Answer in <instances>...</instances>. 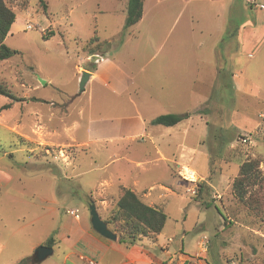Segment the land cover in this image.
<instances>
[{
	"label": "rangeland",
	"instance_id": "1",
	"mask_svg": "<svg viewBox=\"0 0 264 264\" xmlns=\"http://www.w3.org/2000/svg\"><path fill=\"white\" fill-rule=\"evenodd\" d=\"M128 1L44 0L45 9L40 0H7L16 23L5 44L20 54L0 62V82L21 101L0 96V264L30 257L59 218H70L67 210L78 208L89 217L90 200L107 220L117 196L103 206L102 192L117 195L118 185L132 187L135 179L167 214L165 234L176 238L173 247L183 240L191 261L205 237L209 251L202 264H264V101L233 86L241 61L230 54L220 59L223 86L209 94L200 122L192 92V132L205 139L186 163L207 178L196 195L189 192L192 184H174L173 164L143 160L135 167L121 160L144 159L148 148L132 144L128 151L123 141H105L121 133L109 122L133 116L144 96L152 102L150 85L142 86L145 94L135 89L143 75L164 70L162 62L170 59L168 68L181 70L189 58L196 76L207 64L217 65L218 29L246 21L247 3L225 2L228 9L218 19L222 3L212 0H145L140 28L155 41L147 44V34L137 38V27L125 29ZM96 35L99 42L90 44ZM105 52L117 56V67L105 65L103 78L80 93L83 72L93 71L94 56L97 63ZM247 161L259 164L260 179L240 201L233 185ZM174 175L185 182L178 169Z\"/></svg>",
	"mask_w": 264,
	"mask_h": 264
},
{
	"label": "crops",
	"instance_id": "2",
	"mask_svg": "<svg viewBox=\"0 0 264 264\" xmlns=\"http://www.w3.org/2000/svg\"><path fill=\"white\" fill-rule=\"evenodd\" d=\"M212 1L215 3H222L218 9L219 11L216 13V17L220 19L223 17L225 10L228 9L225 2H229L230 0ZM244 1L247 3L246 6H244L247 10V20L241 23L233 21V23L228 26L221 24L222 26L218 29L220 35L216 43L214 54L217 58V65L207 64L208 69L199 72L196 76L197 69L194 70V72L191 71L189 58L186 69L182 68L181 70L171 71L168 68V64L171 63L170 59L169 61L162 62V64L158 66L165 64L163 65L165 68H162L164 70H153L150 71L149 74L143 75V78L138 83L140 85L135 89V91L138 90L140 94H145L142 91V86L150 85L154 93L151 94L152 102L149 104L144 96L142 101L139 102L140 109L137 108L133 116L121 117L120 119L108 123L118 124L121 133L118 138H109L105 141H123L126 143L128 151L131 149L132 144L148 148V152H146L145 157H143L144 159L136 158L131 155L122 156L121 160L127 165L131 164L135 167H140L142 164L141 162H144L143 160H146L145 162L148 164H151V162H166L171 165L173 164L174 166H172V168L169 166V176L179 188L181 184L190 185V183L181 182L176 178L174 175L175 169L180 171L182 167L189 168L195 172L200 182L207 180V178L200 176L197 171L191 169L186 162L191 160L189 154L192 151H194V154L204 143L205 135H195V133L192 132V122L195 116L193 113L196 111L195 113L198 114L197 117L200 119L199 122L203 121L204 119L201 112L205 113V110L201 109L206 105L209 94L211 95L212 91L215 90L217 86H223L224 81L222 80V73L224 68L220 65V59H222L224 55H233L238 62L241 61L242 63L240 68V65H238L236 74H232L234 81L232 82L233 86H236L237 90H243L245 93L250 94L251 97L254 96L256 100L260 99L264 101V97L261 96V94L264 93V82L260 81V78H264V0ZM183 10L181 12H183ZM145 18L146 3L144 2L142 19L133 26L137 27V38H142V35L144 36L147 34L140 28ZM192 19L194 20V17H192ZM188 23L187 25L189 27L187 31L191 34L192 31L194 32V29ZM147 35V44H154L155 41L153 40V36ZM167 38L168 37H166V39L164 38V40H167ZM175 43L179 44L177 38ZM175 53L178 54V52ZM103 56L100 57L97 63L94 62L96 58L92 60V65H95V69L90 71L91 75L86 84L85 91L90 81L103 78V72L101 70L105 65L117 67V56L109 57L108 52H105ZM210 62L213 63L211 60ZM141 72L144 71L142 70ZM194 75L196 76L195 78ZM198 76H200L201 80H196ZM234 78L237 80L235 81ZM147 81H149V83H147ZM198 83V90L194 91V87ZM256 86L258 89L255 95L254 89ZM192 92H194L193 94L197 93L196 96L193 95V98H198L197 100L195 99L196 103H194L193 106L195 111L193 113L191 111L192 109L189 108L191 106ZM165 114H188L189 117L182 120L174 127L151 124L153 119ZM260 117H262L264 121V113L261 112ZM193 136L195 138H192ZM115 159L117 160L118 157H113L110 161L116 163ZM228 164V168H230V165H234L235 163ZM238 173L239 172H237L236 177ZM120 186L125 185H118L117 195L102 192L105 198V202L102 204L103 206L107 205L108 198L114 199L118 196ZM101 187L104 188L102 184ZM128 188L136 192L145 204L163 210L152 200H149L151 197L150 193L145 187L140 188V183H138L136 179L132 183V187ZM97 211L102 220L106 222V217L101 215L99 209H97ZM69 217L70 218L64 220L63 218H59L60 221L58 225L55 226V229L44 235V238L37 244V248L40 246H47L46 242L51 236H54V245L51 247L53 249L52 254L47 256L46 259L39 261L38 264H85L86 259L94 260L97 264H202L201 259L205 258L209 251V249L205 250L203 247L205 237L198 243L200 252L194 256V259L197 261H191L192 257L185 253L183 240H181L180 243L177 242V247L174 248L173 244L176 238L173 236L168 237L165 234L168 218L163 231L159 235L154 238L144 237L138 239L134 244L128 245L120 242L118 235L115 241L101 236L94 230L91 223V216L88 217L85 213L81 214L79 220H76L70 215ZM57 251H59L58 254H56ZM34 254L36 256V250L30 257Z\"/></svg>",
	"mask_w": 264,
	"mask_h": 264
},
{
	"label": "trees",
	"instance_id": "3",
	"mask_svg": "<svg viewBox=\"0 0 264 264\" xmlns=\"http://www.w3.org/2000/svg\"><path fill=\"white\" fill-rule=\"evenodd\" d=\"M145 0H129L127 7V18L125 29H129L140 22L143 16ZM40 3L47 9L44 0ZM16 23V14L7 5V0H0V62L8 60L20 54L18 50L11 49L5 44L6 38ZM99 42L98 36L91 39L90 44ZM96 54L95 51L90 55ZM0 96L9 98L12 102H19L17 98L5 83L0 82ZM11 104L4 106L10 108ZM189 115L165 114L151 121V124L165 127H174ZM259 164L253 161H247L240 165L239 177L234 182L233 189L235 195L240 201H243L247 195L248 188L259 183ZM167 214L158 208L145 204L132 189L120 186L118 190L117 201L112 215L106 220L110 229L119 236L122 243L132 245L138 239L144 237L154 238L159 235L166 224ZM47 246L54 245V238H50ZM35 254L32 257L22 259L17 264H38Z\"/></svg>",
	"mask_w": 264,
	"mask_h": 264
},
{
	"label": "water",
	"instance_id": "4",
	"mask_svg": "<svg viewBox=\"0 0 264 264\" xmlns=\"http://www.w3.org/2000/svg\"><path fill=\"white\" fill-rule=\"evenodd\" d=\"M94 58H98L97 56H94ZM90 73L84 71L83 76L81 78L80 83V93H83L85 91L86 84L90 78ZM45 84V82H43ZM90 216H91V223L94 228V230L99 233L104 238L110 239V240H117V234L114 233L112 230L109 229L108 224L102 220L100 217L97 207L94 203L90 204ZM53 252V249L51 247L47 246H40L36 249V259L38 261H42L47 258V256L51 255Z\"/></svg>",
	"mask_w": 264,
	"mask_h": 264
},
{
	"label": "built area",
	"instance_id": "5",
	"mask_svg": "<svg viewBox=\"0 0 264 264\" xmlns=\"http://www.w3.org/2000/svg\"><path fill=\"white\" fill-rule=\"evenodd\" d=\"M244 142H246L245 139ZM179 175L185 182L192 184V187L189 189V192L192 195H196L199 189L200 179L196 176L195 172L190 170L189 168L182 167L179 171ZM67 213L76 220H79L81 217L79 209H70L67 211ZM203 247L205 250H208L209 248V240L207 238L204 239ZM85 261V264H97V262L94 260L86 259Z\"/></svg>",
	"mask_w": 264,
	"mask_h": 264
}]
</instances>
